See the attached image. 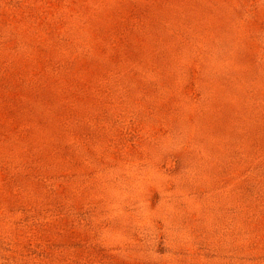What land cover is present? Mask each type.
<instances>
[{
    "label": "rangeland",
    "instance_id": "374dc122",
    "mask_svg": "<svg viewBox=\"0 0 264 264\" xmlns=\"http://www.w3.org/2000/svg\"><path fill=\"white\" fill-rule=\"evenodd\" d=\"M0 264H264V0H0Z\"/></svg>",
    "mask_w": 264,
    "mask_h": 264
}]
</instances>
